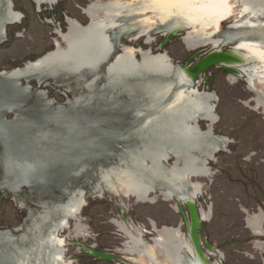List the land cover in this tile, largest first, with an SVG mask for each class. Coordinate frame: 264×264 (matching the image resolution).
<instances>
[{"label":"clouds","instance_id":"9594fccd","mask_svg":"<svg viewBox=\"0 0 264 264\" xmlns=\"http://www.w3.org/2000/svg\"><path fill=\"white\" fill-rule=\"evenodd\" d=\"M22 99L13 97L12 103L0 106V159H27L44 166L57 146L70 142L84 129L56 101L47 105L42 122L24 119L18 115L23 108Z\"/></svg>","mask_w":264,"mask_h":264}]
</instances>
